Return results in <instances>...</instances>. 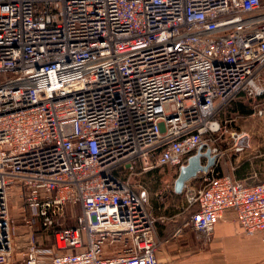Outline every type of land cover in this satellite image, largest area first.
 Masks as SVG:
<instances>
[{
  "label": "built area",
  "instance_id": "obj_1",
  "mask_svg": "<svg viewBox=\"0 0 264 264\" xmlns=\"http://www.w3.org/2000/svg\"><path fill=\"white\" fill-rule=\"evenodd\" d=\"M242 97H264V0H0V264H161L131 180L200 147L183 228L233 212L264 240V180L218 171L249 145L220 118Z\"/></svg>",
  "mask_w": 264,
  "mask_h": 264
},
{
  "label": "crops",
  "instance_id": "obj_2",
  "mask_svg": "<svg viewBox=\"0 0 264 264\" xmlns=\"http://www.w3.org/2000/svg\"><path fill=\"white\" fill-rule=\"evenodd\" d=\"M234 104L233 102L228 107L231 108ZM249 105L247 108L246 105L236 103L233 118L229 120L230 125L226 123L229 131L243 132L247 140V136L257 137L264 134V127L260 124L264 122V116L258 115V111L264 109V97L250 102ZM244 117H249L255 125L250 126L248 131H244L243 127H232L231 122L236 124L238 119ZM222 137H229V133ZM203 163H206V159ZM160 217L161 221L157 223V237L166 241L159 253L161 264H264L263 237L243 235L233 212H228L220 220L209 242L201 239L192 229L183 228L186 216L180 219L179 215L174 213ZM180 228L182 232L177 233Z\"/></svg>",
  "mask_w": 264,
  "mask_h": 264
},
{
  "label": "rangeland",
  "instance_id": "obj_3",
  "mask_svg": "<svg viewBox=\"0 0 264 264\" xmlns=\"http://www.w3.org/2000/svg\"><path fill=\"white\" fill-rule=\"evenodd\" d=\"M253 100L242 97L240 100L234 102L235 104L246 105L247 108L250 107L249 103ZM233 104V103H232ZM235 104L230 108L227 107L221 113V119L228 122L233 118V108ZM260 124L264 127V122ZM232 127H243L248 131L255 123L251 121L249 117H244L238 119L236 124L231 122ZM261 125V126H262ZM251 126V127H250ZM248 133V132H247ZM256 137H248L250 139L251 145L241 153H229L221 158L219 163L220 173L232 172L233 175L238 176V172L242 175V178L246 179L248 182L256 183L264 180V157L260 156L262 152H259L260 146L264 143L258 139L254 140ZM257 137H264V134L258 135ZM229 138V137H228ZM245 140L240 141L242 145L245 144ZM247 142V141H246ZM258 144V145H257ZM232 169H235L234 171ZM178 173L174 168H159L153 171H150L146 174H141L134 176L131 180L135 184V188L138 192L146 195L149 205L154 216L157 218V223L160 222V216L169 215V214H178L180 219L186 216L185 208L186 201L184 194H176L174 191V183L178 177ZM195 187H200V182L198 179H193L190 183ZM12 206H11V216L14 220L13 225L15 226L16 231L24 229L23 222L21 221V211H20V202L16 198L15 194L12 195Z\"/></svg>",
  "mask_w": 264,
  "mask_h": 264
},
{
  "label": "water",
  "instance_id": "obj_4",
  "mask_svg": "<svg viewBox=\"0 0 264 264\" xmlns=\"http://www.w3.org/2000/svg\"><path fill=\"white\" fill-rule=\"evenodd\" d=\"M244 145H247V143ZM204 159H206L205 164L203 163ZM216 159L217 157L211 154L209 148L203 150V147H200L197 153L189 158L187 165L179 170L178 177L174 183L175 193L182 194L185 184L196 178L200 172H208L213 168L216 165Z\"/></svg>",
  "mask_w": 264,
  "mask_h": 264
},
{
  "label": "flooded vegetation",
  "instance_id": "obj_5",
  "mask_svg": "<svg viewBox=\"0 0 264 264\" xmlns=\"http://www.w3.org/2000/svg\"><path fill=\"white\" fill-rule=\"evenodd\" d=\"M253 139L254 140L258 139L259 141L264 142V137H254ZM246 141L249 143V145H247V148H248L250 146V139L249 138H248V140L246 139L245 140V144L247 143ZM259 150H260L259 152H262V151L264 152V143L260 146V149ZM260 156H263L264 157V153H261Z\"/></svg>",
  "mask_w": 264,
  "mask_h": 264
},
{
  "label": "trees",
  "instance_id": "obj_6",
  "mask_svg": "<svg viewBox=\"0 0 264 264\" xmlns=\"http://www.w3.org/2000/svg\"><path fill=\"white\" fill-rule=\"evenodd\" d=\"M218 171H219V168H218ZM220 172V171H219ZM244 173H240V172H238V176H236V175H234L235 176V178L237 179V180H247V178L246 179H244V178H242V175H243Z\"/></svg>",
  "mask_w": 264,
  "mask_h": 264
}]
</instances>
